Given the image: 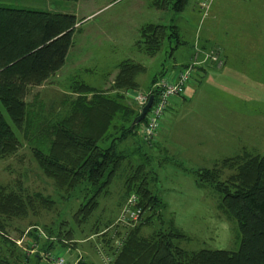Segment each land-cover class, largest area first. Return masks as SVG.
I'll return each instance as SVG.
<instances>
[{
  "label": "rangeland",
  "instance_id": "rangeland-1",
  "mask_svg": "<svg viewBox=\"0 0 264 264\" xmlns=\"http://www.w3.org/2000/svg\"><path fill=\"white\" fill-rule=\"evenodd\" d=\"M156 1L158 7L165 11L159 14L161 20H157V24L163 25L165 31L158 30L148 36L145 33L147 42L143 43L146 39L142 38L139 32L146 24L150 25L155 20L149 4ZM202 2V0H186L188 8L183 7L181 11H175L170 6H166L172 3L171 0H0V7L72 15L75 22L71 45L63 65L49 73L38 85L28 81L21 86L20 99L26 116L23 121H32L34 130L25 128L27 131L25 134L22 128L15 130L17 148L0 158V190L12 191L23 199L24 196L32 197L39 194L42 199L51 203L42 206L34 201L35 206L28 209L25 216L9 217V219L0 216V225H2L0 255L3 251L5 252L3 237L12 241L14 245L16 243L22 245V247L15 246L24 251L27 242L30 241L28 235L34 232V228L55 243L57 242V237H54L57 236V226L61 224L60 229H71V239L64 244L66 248H57V245H54L56 249L52 250L53 254L60 255L65 264L71 259V264H77L84 259L85 262L90 261L93 264H109L112 259L108 257V252L115 250V240L122 239L126 228L119 221L120 214L127 196L134 195L132 193L126 195L125 186L139 183L141 179H144L146 187L154 190L166 204L163 222L172 219L174 228L181 231L187 238L175 241L178 247L187 251L237 250L238 238L235 223L225 219L217 209V195L211 193L208 187L202 189L194 187L193 177L186 174L179 166L180 164L193 169L210 168L213 162L223 157L216 154L210 147L202 146L198 152V158L202 162L199 163L200 165L193 163L191 165L185 163L183 158L179 159L167 148V145L170 147L172 144L176 147L181 145L180 142L166 139V133L173 124V122L170 123L173 118L170 104L173 101L183 104L188 100L184 99L185 97L169 101L159 121L160 129L151 142L145 145L139 141L142 132L139 126L134 138L128 137L118 145L119 149L124 150L125 156L121 159L116 177L108 187L107 193L97 198L99 205L89 222L75 225L72 223L71 215L76 210L81 196L79 200L75 197L67 198L63 190L57 189L55 180L46 177L38 169L32 154V148L42 149L38 143L49 121H63L68 118L75 102L80 100L88 103L92 93L112 98L114 93L120 94L124 91L115 87L118 65L122 62L135 68L136 73L130 82L134 81L138 84L136 91L142 93L147 90L150 80L156 74L160 77L162 71L163 75L178 71V67L174 65H181L187 61L196 63V70H201L209 76L205 80V87L211 89L201 90L202 88L199 87L201 85L193 80L194 71L191 86L196 92L184 114L188 121H209L213 118L214 111L218 115L219 111L216 112L213 109V104L217 103H220L222 109L231 106L230 112L233 116L228 123L236 122V129L238 125L245 130L251 126L254 121V118H251V111L264 115V55L257 54L260 48L256 53L252 51L251 54L248 48L252 43L250 40L259 38L255 37L257 32L264 36V0H209L207 2L206 12L208 13L212 8L213 16L217 11L221 12L224 8L233 7V23L222 24L226 26L227 33L231 31L232 36L237 38L235 46L229 47L228 50L234 51L235 56L240 58L242 54L238 51L241 49V42H244L246 56L250 55L245 65L228 60L227 67L230 69L227 68L221 77L213 74L215 68L218 69L221 65L218 67L210 60L203 63V58L196 56V53H191L190 57L186 56L188 44L191 49L190 46L197 39L200 40V47H204L201 44V40L204 41L206 38V33L201 37L203 25L196 28L193 24L190 35L179 32V38L168 36L170 28L173 25L178 27L181 19L191 25L193 14L200 13ZM185 8L190 11L192 17L185 14ZM221 16L224 18L227 15ZM230 17L233 16L230 15ZM186 24L185 27L188 29ZM215 35H212L210 43L202 49L211 51L219 57L215 51L216 45L212 42ZM207 54L208 52L203 56ZM81 85L87 87L89 93H83ZM213 89L224 91L227 96L219 92L217 96ZM186 95L189 96L187 93ZM126 96L122 99L116 98L119 105L126 107L124 110L135 109L136 106L132 103L129 94ZM0 109L5 121H10L4 110L1 107ZM234 113L239 114L240 117L247 115L248 121H242ZM74 119L77 121L81 119L79 111L74 115ZM121 119L120 113H116L115 120ZM131 119L132 116H129L127 121ZM191 124L192 122H187L186 129L189 134L192 131L190 127L193 126ZM252 131L253 133L258 131L254 134L255 153L264 157V125L262 128L260 122ZM175 133L177 139L184 138L182 136L184 134ZM203 139L211 142L204 137ZM183 145L192 146L194 141L185 140ZM246 154L249 153L246 152ZM229 173L225 170L220 180H225ZM24 201L28 205L31 204L27 200ZM145 215L146 213L141 214L139 221H142ZM150 222L152 224L142 226L141 235L148 236L155 228L162 225L155 218H151ZM43 229L45 231L47 229V232H43ZM48 230L54 231L52 235L54 239L48 236ZM30 250V255L37 252V255L42 257L43 252L41 253L38 249L31 247ZM40 264L43 262L40 261Z\"/></svg>",
  "mask_w": 264,
  "mask_h": 264
},
{
  "label": "trees",
  "instance_id": "trees-1",
  "mask_svg": "<svg viewBox=\"0 0 264 264\" xmlns=\"http://www.w3.org/2000/svg\"><path fill=\"white\" fill-rule=\"evenodd\" d=\"M171 1L170 7L175 11H181L186 4V0ZM208 1H205V7L200 6V15L203 17L207 13ZM74 24L72 15L0 7V107L10 120L5 121L0 109V158L17 148L15 130L22 128L23 134L27 132L26 129L34 130L32 121H23L26 116L20 99L21 86L28 81L38 85L49 73L63 65L71 45ZM158 30L165 31L163 25H146L140 29L139 33L146 39L143 43L147 42L148 34ZM177 33L175 28L171 27L168 36L178 37ZM194 43L199 45L200 40L197 39ZM204 47H201V50ZM191 48H194V44ZM203 52H208L210 57L215 56L211 51ZM191 63L187 61L174 66L180 71ZM196 68L194 67L193 71H196ZM118 69L115 87L124 89L123 94L114 93L112 98H106L92 93L88 103L78 100L68 118L63 121H49L43 129L41 141L38 143L42 149L32 148L38 169L46 177L55 180L58 190H63L67 198L75 197L79 200L81 196L76 210L71 215L74 225L89 222L99 205L97 198L107 193L108 187L116 177L121 159L125 156L124 150L119 149L118 145L128 137L134 138L139 126L142 129L146 123L144 115L140 123L130 127L140 108L135 105V109L124 110L126 107L117 102L116 98H126L127 93L138 92V84L130 82L136 73L135 68L122 62ZM163 74L162 71L160 77ZM160 77L156 74L150 80L145 94L155 97L157 90L153 85ZM81 88L83 93H89L87 87L81 85ZM183 97L185 96L180 98ZM78 111L81 119L77 121L74 115ZM118 112L122 117L120 121L115 120ZM129 116H132V119L127 121ZM139 141L146 145L152 140L145 141L140 136ZM179 166L193 177L196 188L208 187L211 193L217 195V209L225 219L235 223L237 250L187 251L178 247L175 241L187 238L174 228L172 219L163 222L166 204L154 190L147 188L146 181L141 179L139 183L130 184L133 187L125 186V191L126 195L134 194L137 199L136 207L140 214L146 215L139 221L140 215L137 223H122L126 226L124 235L121 240H115V250L108 252V257L112 259L111 262L108 260V263L264 264V157L243 152L240 156L213 162L210 168L193 169L180 164ZM223 170L230 173L225 180H220ZM24 200L31 204L28 205ZM34 201L42 206L51 203L42 199L39 194L24 196L23 199L12 191L0 190V216L6 219L25 216L27 210L35 206ZM151 218H155L164 226H158L148 236L141 235L142 226L150 224ZM60 226L61 224L57 226V236L54 233V237H57L55 243L44 237L45 235L39 233L36 228L33 233H29L30 243L43 252L42 257L38 256L37 252L26 255L16 244L17 247L3 237L5 252L0 255V264H40V261L47 264L44 256H54L52 250L56 249L55 246L66 248L64 244L71 239V229H60ZM42 231L46 233L47 229ZM53 232L48 230V236L53 237ZM27 248H30L29 244ZM45 251L48 253H44ZM30 257L32 258L29 259ZM77 264L91 262L83 260Z\"/></svg>",
  "mask_w": 264,
  "mask_h": 264
},
{
  "label": "crops",
  "instance_id": "crops-1",
  "mask_svg": "<svg viewBox=\"0 0 264 264\" xmlns=\"http://www.w3.org/2000/svg\"><path fill=\"white\" fill-rule=\"evenodd\" d=\"M149 5H150L149 6L150 9L153 10L152 11L153 19H155L152 22L153 24L151 23L150 25H161V24H157V20L158 21L161 20L159 14L162 13L164 10H161V8L158 7L157 1L156 2H150ZM167 6H170V3L167 4ZM184 7L188 8L187 4H185ZM186 8H185V14H187L188 16L191 15L190 11L187 10ZM236 13H237V11H236ZM183 14H184V10H183ZM183 14H182V16H184ZM212 14H213V11H212V8H210L209 12L205 15L206 18L201 16L200 13H197L195 15L193 14V20H192L191 25L186 24L185 20L181 19L180 23L178 24V27H176L174 25L172 27L175 28L176 32H178L177 33L178 37L176 36V38H179V32H181V33L186 32L190 35L191 31H192L193 24L196 25V28H197V26L199 27V26L203 25L202 26L203 32H202L201 37H203L204 33H206V38L204 39V41L201 40L202 41L201 44L204 46L206 44L210 43L212 35L216 34L215 38H214V40H212V42H214V44L216 45L217 49H215V51L219 54V59H220L222 64L218 69H216L213 66L215 68V71L213 72V74L214 75L218 74L219 76L218 75L217 76L221 77L227 68L230 69V67H227L228 66L227 65L228 60H230L232 62L238 61V62H241L243 64L244 63L246 64L249 61L248 58L250 57V55L246 56V51H245L246 47H245L244 42H241V49L238 51V53L242 54V56L240 58H237L235 56V53H233L234 51L228 50L229 47L235 46V40L237 38L232 36L231 31H229L227 33V31L225 30L226 26H222V24L233 23V21H234L233 7L224 8L223 11H221V12L217 11V13L214 14L215 16H213ZM221 15H227V16L223 18ZM230 15H232L233 17H230ZM191 17H192V15H191ZM185 24L188 25V29L185 27ZM194 32H195V29H194ZM255 37H259V38H257L256 40H253V41L250 40L252 42L251 45H249V47H248L250 54L252 53V51H254L256 53L259 50L258 48H260V52L257 54L261 53L262 55H264V40H263L264 36L257 32ZM194 45L197 47L198 50L194 51V49H192L191 46H190L191 49H189V44H188V52H187L186 56L190 57L191 53H194V54L196 53V56L202 57L201 53H204L203 52L204 50H201L202 46L200 47V45H198V44H194ZM68 51H69V49H68ZM66 57H67V54H66ZM222 68H224V70ZM219 70H221V71H219ZM242 72H244V71H242ZM207 78H209V76L201 70L200 71L196 70L194 72L193 80L197 81L199 83V85H201V86H199L200 88H202L201 90L211 89L209 87H205L206 86L205 80ZM215 78H217V77L215 76ZM200 83H202V84H200ZM191 84H189V86L184 90V96L186 97L184 99H188L187 101H184L183 104L182 103L177 104L175 101H173L170 104L171 105V107H170L171 114L173 116L170 123L172 124V122H173V124L171 125V128L169 127L167 129L166 139H168V140L170 139L169 141L175 140L176 142L181 143V145H178L179 147L174 146L175 144H172L171 147L167 145V148L171 150L170 152H174L178 156L179 159L183 158L184 162L186 161L185 163H188V164L193 163L195 165H200L199 163L202 162V160L198 158V155H199L198 152L200 151L202 146L210 147L211 149L214 150V152L216 154H220V157H223V158L237 156V155L240 156L243 152H245V150L249 154H252V155L256 154L255 148H254V142H255L254 134L257 133L258 131H255L253 133L252 129H254L255 125L260 123V122L262 123V128H263L264 115L260 114L259 112H254V110H253V111H251V118H254V121L252 122L251 126L245 130L244 128H242V126L238 125V129H236V127H237L236 122L233 121L232 124L228 123V121H231V118L233 116V114L230 112L231 106L224 108V109H227V110H224L221 108L220 103H217V104H213V109L216 110V112L219 111L218 115L214 111L213 118L210 119L209 121H188L184 117V114H185L187 105L192 101V98L194 97L195 92H196V90H194V88L191 86ZM213 90H214L215 94H217V96H218L217 92L223 94L224 96H227V94L224 91H216L215 89H213ZM186 93L189 96H187ZM202 93H203V91H202ZM215 97H216V95H215ZM176 100H178V99H176ZM234 115L240 117L239 114L234 113ZM240 118L242 121H248L247 115H242V117H240ZM205 120H208V119L205 118ZM187 122L188 123L192 122L191 125H193L192 127H190L192 130L190 134L188 133V131L186 129L187 128ZM175 132L184 134V135L181 134L182 136H184V138L181 140L177 139L175 136V134H176ZM193 136H195V137H193ZM203 137L205 139H207L208 141H211L212 143L207 142L206 140L203 139ZM185 140L186 141H194V145L184 146L183 143L185 142ZM256 155H258V154H256ZM196 163H198V164H196ZM25 248H26V250H24L22 252H24L26 255L31 254V253H29V251H31V250L28 249L27 247H25ZM71 262H72V259L69 262H67V264H71ZM91 264H93V262H91Z\"/></svg>",
  "mask_w": 264,
  "mask_h": 264
},
{
  "label": "built area",
  "instance_id": "built-area-1",
  "mask_svg": "<svg viewBox=\"0 0 264 264\" xmlns=\"http://www.w3.org/2000/svg\"><path fill=\"white\" fill-rule=\"evenodd\" d=\"M205 1L200 4L201 7H205ZM193 49L194 51L198 50L195 45ZM203 54L205 53H201L203 63L206 60H210L215 62L218 67L221 65L220 59H217L216 56H203ZM195 66L196 63L192 62L191 65L181 69L180 71H171L170 73L163 75L158 79V81L155 82L153 88L157 90V94L155 95V97L152 96L151 104L145 114L146 123L142 127L141 132L143 140L149 141L155 138V135L160 129L159 121L166 109V106L169 104V101H173L184 96V90L191 83V78ZM127 94H129L131 100L139 108L143 107L146 104L149 97L147 93L145 94L142 92H131ZM136 202L137 199L134 195H131L127 198L123 211L119 217L120 223L126 224L129 221L135 222L139 219L141 214L140 210L136 207ZM28 242L27 244H29V247H33L30 241ZM16 245L22 247V245L18 243H16ZM44 257L47 264H65L64 260L59 255H45Z\"/></svg>",
  "mask_w": 264,
  "mask_h": 264
},
{
  "label": "water",
  "instance_id": "water-1",
  "mask_svg": "<svg viewBox=\"0 0 264 264\" xmlns=\"http://www.w3.org/2000/svg\"><path fill=\"white\" fill-rule=\"evenodd\" d=\"M151 101H152V97L149 96L146 104L139 109L137 116L132 120L130 127H133L134 125H136L142 121L145 113L147 112V110L151 104Z\"/></svg>",
  "mask_w": 264,
  "mask_h": 264
}]
</instances>
